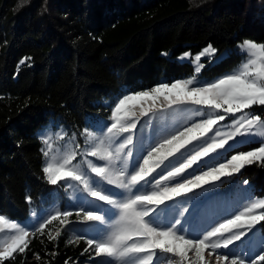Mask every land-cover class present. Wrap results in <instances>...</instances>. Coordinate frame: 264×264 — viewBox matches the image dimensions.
I'll return each instance as SVG.
<instances>
[{"label":"trees","instance_id":"1","mask_svg":"<svg viewBox=\"0 0 264 264\" xmlns=\"http://www.w3.org/2000/svg\"><path fill=\"white\" fill-rule=\"evenodd\" d=\"M245 40L264 43V0H0V215L23 223L30 212L74 213L69 223L55 221L44 235L31 236L25 252L5 264L106 259L85 251L98 222H81L75 216L79 203H68L65 188L43 178L39 130L75 133L81 142L82 133L97 129V121L111 123L109 105L122 92L193 76L190 63L177 61L181 54H196L209 44L218 56L226 53L220 63L202 61L199 76L212 80L241 63L237 45ZM243 189L264 198L260 162L190 193L198 197L202 218L191 227L202 232L235 214L242 207ZM236 195L238 203L229 206ZM186 206L191 210L192 201ZM253 230L242 238L254 241L252 252L243 256L246 264L261 251L264 221ZM236 244L244 247L241 241ZM159 260L167 258L160 255Z\"/></svg>","mask_w":264,"mask_h":264},{"label":"snow or ice","instance_id":"2","mask_svg":"<svg viewBox=\"0 0 264 264\" xmlns=\"http://www.w3.org/2000/svg\"><path fill=\"white\" fill-rule=\"evenodd\" d=\"M238 49L242 53L241 63L222 77L211 81L197 79L205 67L202 57L215 58L216 63L223 59L216 56L217 49L209 44L192 58L196 75L122 92L109 105L111 123L97 121V135L87 130L82 133L87 143L83 151L75 133L69 136L67 132H59L55 138L50 134L41 136L44 145L41 152L46 161L43 178L49 185L83 194L75 197L80 205L75 216L81 222L107 225L106 228L97 225L96 234L85 240L86 252L91 249L95 257L106 258L95 264H157L160 255L167 258V264H208L205 250H210L209 256L215 254V264H246L243 256L252 252L254 241L242 238L264 221V198L241 190L242 207L235 214L197 232L191 226L202 219L200 204L197 196H189L222 177L239 173L246 165L254 162L264 165V111L260 114L245 111L253 106L264 108V43L245 40ZM190 55L185 53L179 59ZM185 106L196 108L195 115L203 119L165 134L164 120ZM228 116L233 117L228 126L231 130L222 132L216 126ZM144 117L161 120V127L154 128L153 136L148 138L149 146L133 158L134 138L145 140V125L141 124L137 132ZM209 133L212 135L208 136ZM157 135L161 137L158 141ZM194 141L200 144L194 145ZM253 143L260 146L233 154L214 166L206 159L213 153L215 159H223L229 149ZM194 166L207 170L199 171ZM181 197L186 200L178 199ZM26 199L31 204V197ZM188 201H192L191 210L186 206ZM73 214L71 210H56L34 230L0 215V234L5 233V226L8 229L6 237L0 238V264L15 260L14 254L22 255L30 235H44L47 226L55 221L60 225L69 223ZM59 235L57 230L56 236ZM48 237L55 238L51 231ZM260 245V253L247 264H264V237ZM218 249L225 251L217 252ZM190 252L195 254L194 260L189 258ZM36 259H40L38 254Z\"/></svg>","mask_w":264,"mask_h":264},{"label":"rangeland","instance_id":"3","mask_svg":"<svg viewBox=\"0 0 264 264\" xmlns=\"http://www.w3.org/2000/svg\"><path fill=\"white\" fill-rule=\"evenodd\" d=\"M240 44L241 43H239L238 45H240ZM238 45H237V51L242 55V53L238 49ZM185 53H189V52H185ZM185 53H183V54H185ZM198 53H196V54H198ZM183 54H181L177 58V61L190 63L192 65V67H193V70H194L195 65L192 62V58L196 54H193V55L191 54L188 58H186L184 60L179 59ZM216 56L217 57H220V56H223L224 57V56H226V53L225 54H222V55H219V56L216 54ZM203 60H207L209 62V64H215L216 63L215 58H212L210 60L208 57L205 56V57H202L201 63H202ZM194 75H196L195 72H194ZM197 79H202L203 81H211V80H206L204 78H201L199 75L197 76ZM256 107H258V106H253L251 109H246L245 111L256 112L257 114H260L261 112H259L258 110H256ZM196 111H197V109L196 108H193L192 106H185L181 110H179L176 114L169 115L164 120V122H163L166 125V133L165 134H172L175 131H178V130H180L182 128H185V127H189V126H191L192 123L199 122V120L203 119V117H199V116H196L195 115V112ZM237 115H239V114H237ZM262 118H264V116H262ZM232 119H233V117L228 116L224 121H221L219 123V125H217L216 127H218L219 130L222 131V132L230 131L231 129L228 126L231 124ZM141 124L145 125V127L143 129V133H144L145 140L142 141L139 138V136L134 138L136 147L133 149V158H135L137 155H139L144 149H146L149 146L148 138H150V137L153 136V130H154V128L161 127V120H159L157 118H149V117L141 118L140 124L137 125V132L138 133L140 132V126H141ZM92 133H93V135H97L98 134L97 130L92 131ZM49 134L52 135L54 138L56 136V133L55 134L50 133V131L49 130H45V128L39 130V132H38V136L40 137V139H41V136L42 135H49ZM211 135H212V133H209L208 134V136H211ZM160 138L161 137L159 135L156 136V140L157 141ZM80 139H81V142H78V139H76V142L80 144L81 151H83L87 147V143L85 141L84 135H81L80 136ZM204 139H206V137ZM236 139L239 140L241 138L240 137H236ZM150 142H155V141H150ZM60 143H63V141H61ZM193 143H194V145H197L198 146L200 144V141H194ZM229 143L232 144L234 142L233 141H229ZM259 146L260 145L258 143L243 144V145H240L238 148L229 149L227 151V153H226V156L223 159H219V160L218 159H215L214 158V157H216V154L215 153L211 154L210 157H208L206 159L209 161L210 165H213L214 166L216 163L223 162L224 159L230 158V156L233 155V154H237L238 152H241V151L254 150L255 148H257ZM192 147H193V145H189V148H192ZM225 147L227 149V145ZM220 151H222V150H220ZM80 159H81V157L78 156L77 157V160H80ZM88 159H93L94 160V158H88ZM94 162L99 163V164H102L103 163L101 161H95V160H94ZM45 163H46V161H45ZM201 163H203V162H201ZM194 167H199V166H194ZM205 170H207V168ZM236 174H238V173H235L233 175H236ZM222 178H224V177H222ZM63 183H65V182H63ZM65 193H66V199H67L68 203H75L76 205H77L78 202L75 199V197L77 195H83L81 193L74 192L73 189H67L65 191ZM97 203H102V202H97ZM215 203L216 202L214 201L213 202V206L214 207H215ZM228 203H230L229 206H233V205L237 204L238 203V195H236V197H230ZM55 204H57V202H54L52 205H49V207H52ZM103 207L104 208H108L109 206L108 205H103ZM113 211H115V210L113 209ZM46 216H47V211H40V212H37V213L30 212L29 215H28V217L25 219V222H23L21 224L22 225H25L29 229H31V227L33 225H36L39 221H42L44 218H46ZM7 232H8V229H7V226H5V233L0 234V238H5ZM249 233L252 235L254 233V230L252 229V231L249 232ZM249 233H248V235H250ZM248 235L246 237H248ZM30 237H31V235L27 239L29 240ZM209 251L210 250H206L204 252V259L208 262V264H215V259H214L215 254H213L212 256H209V254H208ZM189 258L192 259V260H194L195 259V254H190L189 253ZM157 264H167V260H158Z\"/></svg>","mask_w":264,"mask_h":264}]
</instances>
